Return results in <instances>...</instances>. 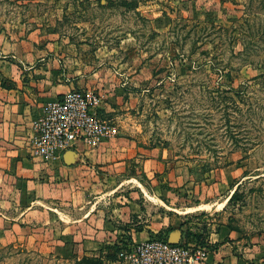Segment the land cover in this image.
Instances as JSON below:
<instances>
[{"label":"rangeland","instance_id":"1","mask_svg":"<svg viewBox=\"0 0 264 264\" xmlns=\"http://www.w3.org/2000/svg\"><path fill=\"white\" fill-rule=\"evenodd\" d=\"M0 35L45 47L65 79H90L74 90L94 92L131 142L119 171L103 172L127 204L101 251L17 237L0 264H129L134 245L174 228L206 250L231 246L228 230L242 248L264 234V0H0Z\"/></svg>","mask_w":264,"mask_h":264},{"label":"crops","instance_id":"2","mask_svg":"<svg viewBox=\"0 0 264 264\" xmlns=\"http://www.w3.org/2000/svg\"><path fill=\"white\" fill-rule=\"evenodd\" d=\"M34 44L0 35V244L38 237L71 255L87 256L101 251L119 229L117 219L127 203L112 194L122 185L107 189L103 172L111 177L119 171L124 163L116 158L126 157L131 142L116 134L97 146L78 144L54 159L33 156L35 127L47 105L92 83L65 79L57 72L55 56ZM147 229L136 235L149 238ZM181 231L172 229L169 242L191 247ZM228 235L231 246H205L207 258L201 264H264V234H255L257 241L251 238L246 248L240 233L228 230ZM53 237L58 241L49 243Z\"/></svg>","mask_w":264,"mask_h":264},{"label":"built area","instance_id":"3","mask_svg":"<svg viewBox=\"0 0 264 264\" xmlns=\"http://www.w3.org/2000/svg\"><path fill=\"white\" fill-rule=\"evenodd\" d=\"M99 109L100 100L92 91L71 90L48 104L35 127L33 156L54 159L78 144L97 146L115 137L116 129L101 119ZM129 251V264H201L208 253L157 239L136 244Z\"/></svg>","mask_w":264,"mask_h":264},{"label":"water","instance_id":"4","mask_svg":"<svg viewBox=\"0 0 264 264\" xmlns=\"http://www.w3.org/2000/svg\"><path fill=\"white\" fill-rule=\"evenodd\" d=\"M170 244H173V245H175L176 243H172V242H169Z\"/></svg>","mask_w":264,"mask_h":264}]
</instances>
